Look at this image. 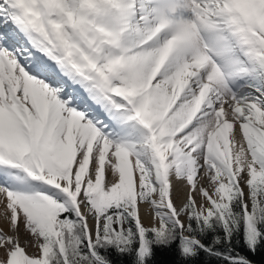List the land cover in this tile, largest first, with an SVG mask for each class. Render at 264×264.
<instances>
[{"label":"snow or ice","instance_id":"6c2138e0","mask_svg":"<svg viewBox=\"0 0 264 264\" xmlns=\"http://www.w3.org/2000/svg\"><path fill=\"white\" fill-rule=\"evenodd\" d=\"M261 249L264 0H0V264Z\"/></svg>","mask_w":264,"mask_h":264},{"label":"trees","instance_id":"16d2710c","mask_svg":"<svg viewBox=\"0 0 264 264\" xmlns=\"http://www.w3.org/2000/svg\"><path fill=\"white\" fill-rule=\"evenodd\" d=\"M249 258L253 260L254 264H264V249H261L257 254L253 255L251 253H248ZM164 260H171L175 257L172 254L164 253L161 256Z\"/></svg>","mask_w":264,"mask_h":264}]
</instances>
